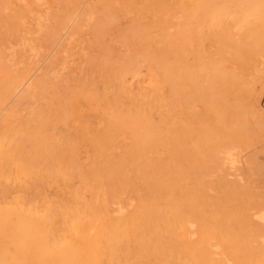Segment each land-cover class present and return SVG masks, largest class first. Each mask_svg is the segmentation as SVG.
Returning <instances> with one entry per match:
<instances>
[{"label": "rangeland", "instance_id": "obj_1", "mask_svg": "<svg viewBox=\"0 0 264 264\" xmlns=\"http://www.w3.org/2000/svg\"><path fill=\"white\" fill-rule=\"evenodd\" d=\"M244 1L0 0V264H19L21 248L23 264H264V3L247 11ZM112 142L119 147L106 150Z\"/></svg>", "mask_w": 264, "mask_h": 264}, {"label": "bare ground", "instance_id": "obj_2", "mask_svg": "<svg viewBox=\"0 0 264 264\" xmlns=\"http://www.w3.org/2000/svg\"><path fill=\"white\" fill-rule=\"evenodd\" d=\"M243 1H244V0H243ZM246 1L248 2V0H246ZM86 2H87V1H86ZM210 2H211V1H210ZM240 2H241V0H240ZM238 3H239V2H237V4H238ZM245 3H246V2L244 1V4H245ZM248 3H250V1H249ZM248 3H247V4H248ZM263 3H264V0H251V6L249 5L248 7H246V8H247V11H249V10H251V9H255L256 11H259L260 8L262 7ZM169 4H170V3H169ZM237 4H236V6H237ZM244 4H242V2H241L240 6L242 7ZM183 6H184V5H183ZM238 6H239V4H238ZM245 6H246V4H245ZM34 7H35V6H34ZM48 7H49V6H48ZM263 7H264V6H263ZM171 8H172V7H171ZM236 8H238V7H236ZM239 8H240V7H239ZM239 8H238V9H239ZM32 9H33V8H32ZM161 9H162V8H161ZM185 9H186V8H185ZM188 9H189V8H188ZM208 9H209V7H208ZM213 9H215V8H213ZM168 10H169V9H168ZM206 10H207V9H206ZM221 10H222V9H221ZM239 10H240V9H239ZM33 11H34V10H33ZM43 11H44V10H43ZM162 11H163V10H161V12H162ZM243 11H245V10H243ZM44 12H45V11H44ZM163 12H164V11H163ZM229 13H230V12H229ZM248 13H249V12H248ZM35 14H36V13H35ZM35 14H34V15H35ZM206 14H207V13H206ZM227 14H228V12H227ZM230 14H231V13H230ZM232 14H233V13H232ZM232 14H231V15H232ZM260 14H261V13H260ZM260 14H259V15H260ZM263 14H264V13H263ZM233 15H234V14H233ZM235 15H236V14H235ZM46 16H47V14H46ZM228 16H229V15H228ZM256 16H257V13H256ZM261 16H262V15H261ZM42 17H43V16H42ZM233 17H234V16H233ZM235 17H236V16H235ZM235 17H234V18H235ZM257 17H258V16H257ZM70 18H71V17H70ZM72 18H74V17H72ZM87 18H88V17H87ZM245 18H246V17H245ZM46 19H47V18H46ZM74 19H75V18H74ZM236 19L239 20L238 17H237ZM42 20H43V19H42ZM44 22H45V21H44ZM212 25H213V24H212ZM15 26H16V25H15ZM68 26H69V25H68ZM86 26H87V25H86ZM209 31H210V30H209ZM65 32H66V31H65ZM28 33H29V32H28ZM42 34H43V33H42ZM74 35H75V34H74ZM28 36H29V35H28ZM202 37H203V35H202ZM51 39H52V38H51ZM81 39H82V38H81ZM23 41H24V39H23ZM28 41H29V40H28ZM33 46H34V45H33ZM65 47H66V46H65ZM12 48H13V47H12ZM33 48H34V47H33ZM49 48H50V46H49ZM52 50H53V49H52ZM65 50H66V49H65ZM36 51H37V50H36ZM52 53H53V52H52ZM144 53H145V52H144ZM16 54H17V53H16ZM68 58H69V57H68ZM68 58H67V59H68ZM4 62H6V61H4ZM4 65H5V64H4ZM39 66H40V65H39ZM38 70H39V69H38ZM60 70H61V69H60ZM17 71H18V70H17ZM43 71H44V70H43ZM20 72H21V71H20ZM12 74H13V73H12ZM13 75H15V73H14ZM17 75H19V74L17 73ZM33 76H34V75H33ZM11 77H13V76H11ZM16 77H18V76H16ZM16 77H15V78H16ZM28 77H29V76H28ZM5 78H6V77H5ZM18 78H19V77H18ZM10 79H11V78H10ZM4 80H5V79H4ZM7 80H8V79H7ZM13 80H14V79H13ZM19 82H20V81H19ZM22 82H23V81H21L20 83H16L17 86H18V84H21ZM23 83H24V82H23ZM29 83H30V82H29ZM36 83H37V82H36ZM40 83H41V82H40ZM40 83H39V81H38V85H40ZM16 84H15V85H16ZM41 84H42V83H41ZM9 85L11 86V84H9ZM15 85H14V86H15ZM35 85H36V84H35ZM72 85H73V84H72ZM6 86H7V84H6ZM21 86H22V85H21ZM29 86H30V85H29ZM31 86H32V85H31ZM31 86L28 87V89L31 88ZM25 87H26V86H25ZM32 87H33V86H32ZM8 88H9V86H8ZM18 88H19V87H18ZM20 88H21V87H20ZM3 89H4V88H3ZM14 89H15V87H14ZM22 89H23V88H22ZM28 89H26V91H27ZM42 89H43V88H42ZM8 90H9V89H8ZM15 90H16V89H15ZM29 90H30V89H29ZM11 91H12V90H11ZM11 91H10V92H11ZM19 91H20V90H19ZM21 91H22V90H21ZM26 91H25V92H26ZM31 91H34V90H31ZM37 91H38V90H37ZM50 91H51V89H50ZM1 92H2V91H1ZM4 92H6V90H5ZM7 92H8V91H7ZM28 92H29V91H28ZM41 92H42V90H41ZM2 93H3V92H2ZM8 93H9V92H8ZM11 93H12V92H11ZM15 93H17V92H14V95H15ZM21 93H22V92H21ZM21 93H20V94H21ZM32 93H34V92H32ZM6 94H7V93H6ZM9 94H10V93H9ZM20 94H19L18 96L25 95V94H21V95H20ZM29 94H30V93H28V95H29ZM34 94H36V93H34ZM1 95H2V97H3V95H5V93H4V94H1ZM52 95H54V94H52ZM106 95H107V94H106ZM5 96H6V95H5ZM8 96H10V95H8ZM12 96H13V95H12ZM12 96H11V98H12ZM40 96H41V95H40ZM42 96H43V95H42ZM47 96H49V95H47ZM25 97H27V96H25ZM43 97H44V96H43ZM50 97H51V96H50ZM90 97H91V96H90ZM23 98H24V96H23ZM40 98H41V97H40ZM47 98H48V97H47ZM57 98H58V97H57ZM52 99H53V98H52ZM2 100H5V98H2ZM20 100H22V99H20ZM38 100L40 101L41 99L38 98L36 101H38ZM53 100H55V99H53ZM9 101H10V100H9ZM24 101H28V100L26 99V100H24ZM57 101L60 102L58 99H57ZM165 101H166V100H165ZM21 102H23V100H22ZM42 102H43V101H42ZM42 102H41V103H42ZM157 102H158V101H157ZM0 103H1V101H0ZM2 103H3V102H2ZM8 103H9V102H8ZM8 103H7V104H8ZM26 103H27V102H26ZM74 103H76V102H74ZM110 103H111V102H110ZM3 104L5 105L6 102L3 103ZM28 104H29V102H28ZM30 104H32V103H30ZM76 104H77V103H76ZM56 105H57V104H56ZM77 105H78V104H77ZM83 105H84V104H83ZM162 105H163V104H162ZM5 106H6V105H5ZM22 106H24V105H22ZM28 106H29V105H28ZM43 106H44V105H43ZM64 106H65V105H64ZM85 106H86V105H85ZM88 106H89V105H88ZM1 107H2V106H1ZM3 107H4V106H3ZM26 107H27V106H26ZM26 107H24L23 109L25 110ZM55 107H56V106H55ZM60 107H61V106H60ZM62 107H63V106H62ZM97 107H98V105H97ZM27 108H29V107H27ZM36 108H37V107H36ZM36 108H35V109H36ZM52 108H53V107H52ZM57 108H58V107H57ZM112 108H113V107H112ZM2 109H3V108H2ZM47 109H48V108H47ZM55 109H56V108H55ZM55 109H54V111H55ZM59 109L62 110L61 108H59ZM164 109H165V108H164ZM30 110H31V109H30ZM60 110H59V111H60ZM103 110H104V109H103ZM16 111H17V110H16ZM31 111H32V110H31ZM44 111H45V110H44ZM52 111H53V109H52ZM67 111H68V110H67ZM67 111H66V112H67ZM0 112H1V110H0ZM28 112H29V111H28ZM37 112H38V111H37ZM103 112H105V111H103ZM109 112H110V111H109ZM135 113H136V111H135ZM30 114H31V113H30ZM40 114H41V113H40ZM43 114H44V113H43ZM63 114H64V113H63ZM141 114H142V113H141ZM28 115H29V114H28ZM31 115H32V114H31ZM33 115H34V114H33ZM33 115H32V116H33ZM38 115H39V114H38ZM46 115H47V114H46ZM52 115H53V114H52ZM107 115H108V114H107ZM107 115H106V116H107ZM121 115H122V114H121ZM139 115H140V114H139ZM139 115H138V116H139ZM144 115H145V114H144ZM1 116H2V115H1ZM34 116H37V115H34ZM106 116H105V117H106ZM37 117H38V116H37ZM37 117H35L34 119H36ZM48 117H49V115H48ZM60 117H61V115H60ZM67 117H68V115H67ZM69 117H70V116H69ZM136 117H137V116H136ZM145 117H146V116H145ZM148 118H149V117H148ZM0 119H1V118H0ZM34 119L32 118V120H34ZM43 119H44V118H43ZM48 119H49V118H48ZM133 119H134V118H133ZM133 119H132V120H133ZM138 119L140 120V118H138ZM141 119H142V118H141ZM26 120H27V118H26ZM62 120H63V119H62ZM69 120H70V119H69ZM106 120H108V119H106ZM11 121H12V120H11ZM30 121H31V120H30ZM30 121H28V122H30ZM35 121H36V120H35ZM41 121H42V119L40 120V122H41ZM108 121H111V120H108ZM130 121H131V120H130ZM63 122H64V121H62V123H63ZM98 122H99V121H98ZM135 122H136V121H135ZM152 122H153V121H152ZM36 123H39V122H36ZM41 123H43V122H41ZM47 123H49V120H48ZM65 123H67V122H65ZM70 123H71V120H70ZM125 123H126V122H125ZM140 123H141V122H140ZM34 124H35V123H34ZM34 124H33V127H34ZM129 124L132 126V124H131L130 122H129ZM138 124H139V123H138ZM35 125H37V124H35ZM38 125L40 126L41 124L39 123ZM52 125H54L53 122H52ZM153 125H154V124H153ZM41 126H42V125H41ZM57 126H58V125H57ZM57 126H56V127H57ZM80 126H81V124H80ZM89 126H90V125H89ZM127 126H128V124H127ZM127 126L125 125V128H126ZM33 127H32V128H33ZM43 127H45V126L43 125ZM51 127H52V126H51ZM71 127H72V126H71ZM86 127H87V126H86ZM150 127H151V126H150ZM30 128H31V127H30ZM34 128H35V127H34ZM38 128H39V130L41 129V132H42V128H40V127H38ZM95 128H96V127H95ZM110 128H113V127L110 126ZM122 128H123V127H122ZM122 128H118V129L121 130ZM155 128H156V127H155ZM13 129H14V128H13ZM35 129H36V128H35ZM53 129H54V128H53ZM74 129H75V128H74ZM78 129H79V128H78ZM78 129H77V130H78ZM83 129H84V128H83ZM90 129H91V128H90ZM126 129H127V128H126ZM128 129H129V128H128ZM130 129H131V128H130ZM151 129H152V128H151ZM32 130H33V129H32ZM32 130H31V131H32ZM39 130H38V131H39ZM48 130H50V128H49ZM113 130H114V129H113ZM29 131H30V130H29ZM75 131H76V130H75ZM116 131H117V130H116ZM150 131H152V130H150ZM150 131H149L148 133H150ZM193 131H194V130H193ZM46 132H47V131H46ZM46 132H45V133H46ZM48 132H49V131H48ZM81 132H82V131H81ZM83 132H84V131H83ZM111 132H112V131H111ZM111 132H110V133H111ZM155 132H156V130H155ZM157 132H158V131H157ZM23 133H24V132H23ZM27 133H28V132H27ZM42 133H43V132H42ZM45 133H43V134H45ZM70 133H71V132H70ZM84 133H85V132H84ZM116 133H117V132H116ZM121 133H122V132H121ZM130 133H131V132H130ZM148 133H146V134H148ZM151 133H152V132H151ZM11 134H12V133H11ZM16 134H17V133H16ZM29 134H30V133H29ZM82 134H83V133H82ZM106 134H107V133H106ZM132 134H133V133H132ZM132 134H131V135H132ZM134 134H136V133H134ZM160 134H161V133H160ZM14 135H15V134H14ZM24 135H26V134H24ZM39 135H40V134H38V136H39ZM69 135H70V134H69ZM71 135H72V134H71ZM71 135H70V136H71ZM107 135H108V137H111L112 135H113V137L116 136V134H113V133H111V134H107ZM107 135H106V136H107ZM151 135H154V133L151 134ZM155 135H157V137L159 136L158 134H155ZM36 136H37V135H36ZM40 136H41V135H40ZM42 136H43V135H42ZM81 136H83V135H81ZM85 136H86V135H85ZM102 136H103V135H102ZM102 136H101V138H102ZM104 136H105V135H104ZM119 136H120V135H119ZM22 137H23V136H22ZM28 137H29V136H28ZM49 137H51V136H49ZM79 137H80V134H79ZM108 137H107V138H108ZM113 137H112V138H113ZM134 137H136V136H134ZM153 137H156V136H153ZM160 137H161V136H160ZM162 137H163V136H162ZM5 138H6V137H5ZM36 138H37V137H36ZM95 138H96V137H95ZM145 138H147V137H145ZM145 138H144V139H145ZM158 138H159V137H158ZM167 138H168V137H167ZM16 139H17V138H16ZM27 139H28V138H27ZM62 139H63V138H62ZM71 139H72V138H71ZM136 139H137V138H136ZM151 139H152V138H151ZM151 139H150V140H151ZM154 139H156V138H154ZM159 139H161V138H159ZM33 140H34V139H33ZM49 140H50V139H49ZM55 140H56V139H55ZM60 140H61V139H60ZM91 140H92V139H91ZM93 140H94V138H93ZM120 140H121V139H120ZM120 140H119V141H120ZM145 140H146V139H145ZM157 140H158V139H157ZM38 141H40V140H38ZM87 141H88V140H87ZM94 141H96V140H94ZM101 141H102V140H100V143H101ZM103 141H104V140H103ZM113 141H114V140H113ZM121 141H122V140H121ZM151 141H152V140H151ZM154 141H155V140H154ZM48 142H49V141H48ZM51 142H52V140H51ZM62 142H63V140H62ZM73 142H74V141H73ZM129 142H130V141H129ZM146 142H147V141H146ZM149 142H150V141H149ZM156 142H157V141H156ZM161 142H162V140H161ZM24 143H25V142H24ZM34 143H35V142H34ZM36 143H37V140H36ZM45 143H47V142H46V137H45ZM58 143H59V142H58ZM83 143H84V142H83ZM85 143H86V142H85ZM118 143H119V142H118ZM118 143H116V142H112V143L108 144L107 146H105V147H106L105 149H106V150H110V149L115 150L116 148L119 147ZM140 143H142V142H140ZM144 143H145V142H144ZM154 143H155V142H154ZM8 144H9V143H8ZM37 144H38V143H37ZM41 144H42V143H41ZM41 144H40V149H41V147L43 146V145L41 146ZM53 144H55V143H53ZM87 144H88V143H87ZM120 144H121V143H120ZM124 144H125V143H124ZM181 144H182V143H181ZM18 145H19V144H18ZM32 145H33V144H32ZM57 145H58V144H57ZM70 145H71V144H70ZM89 145H90V144H89ZM104 145H105V144H104ZM122 145H123V144H122ZM122 145H121V146H122ZM149 145H151V144H149ZM149 145L147 144L146 147L148 148ZM33 146H34V145H33ZM35 146H37V145L35 144ZM46 146H47V144H46ZM75 146H76V144H75L74 147H73L74 149H76ZM123 146H124V145H123ZM50 147H51V146H50ZM56 147H58V146H56ZM56 147H55V148H56ZM71 147H72V145H71ZM82 147H83V145H82ZM91 147H92V146H91ZM125 147H126V146H125ZM146 147H145V148H146ZM16 148H17V146H16ZM33 148H34V147H33ZM36 148H37V147H36ZM43 148H44V147H43ZM43 148H42V149H43ZM101 148H102V147H101ZM147 148H146V149H147ZM153 148H154V146H153ZM155 148H156V146H155ZM155 148H154L153 150H156ZM11 149H12V148H11ZM34 149H35V148H34ZM132 149H133V147H132ZM135 149H136V148H135ZM146 149H145V151H146ZM149 149H150V148H149ZM149 149H148V150H149ZM151 149H152V148H151ZM151 149H150V150H151ZM158 149H159V148H158ZM44 150H45V149H44ZM47 150H49V149H48V146H47ZM51 150H53V149H50V150H49V153H50ZM70 150H71V149H70ZM82 150H83V149H82ZM87 150H88V149H87ZM87 150H85V151H83V152H81V153H80V152L77 153V151H76V153H75L76 159H77L78 161H79V160H82V159H87V158H88V154H89V152H88ZM97 150H98V149H97ZM100 150H102V149H100ZM123 150H124V148H123ZM148 150H147V151H148ZM3 151H4V150H3ZM9 151H10V150H9ZM56 151H57V150H56ZM61 151H62V148H61ZM61 151H60V152H61ZM66 151H67V150H66ZM89 151H90V150H89ZM38 152H39V151H38ZM46 152H47V151H46ZM52 152H54V151H52ZM63 152H64V151H62V154H60L61 156H65V154H64ZM70 152H71V151H70ZM92 152L97 153L96 151H92ZM112 152H113V151H112ZM112 152H111V153H112ZM114 152H115V151H114ZM116 152H117V151H116ZM116 152H115V153H116ZM121 152H122V148H121ZM125 152H126V150H125ZM18 153H19V152H18ZM39 153H41V152H39ZM104 153H105V152H104ZM119 153H120V152H119ZM133 153H134V152H133ZM143 153H144V151H143ZM69 154H70V153H69ZM100 154H101V153H100ZM13 155H14V154H13ZM37 155H39V154H37ZM42 155H43V154H42ZM44 155H45V154H44ZM52 155H54V157L56 156L55 153L52 154ZM57 155H58V154H57ZM71 155H72V152H71ZM73 155H74V154H73ZM120 155H121V154H120ZM139 155H141V154H139ZM34 156H35V155H34ZM61 156H60V157L58 156V157L61 158ZM69 156H70V155H69ZM93 156H94V155H93ZM116 156H117V155H115V157H116ZM130 156H131V155H130ZM134 156H135V155H134ZM37 157H38V156H37ZM50 157H52V156H50ZM54 157H53V158H54ZM66 157H67V156H66ZM105 157H106V156H105ZM107 157H108V156H107ZM135 157H136V156H135ZM135 157H134V158H135ZM119 158H121V157H119ZM127 158H128V157H127ZM137 158H139V156H138ZM17 159H18V158H17ZM38 159H39V158H37V160H38ZM64 159H65V158H64ZM106 159H107V158H106ZM116 159H117V158H116ZM125 159H126V158H125ZM128 159H129V158H128ZM42 160H43V159H42ZM47 160H48V157H47ZM65 160H66V159H65ZM91 160H94V159L91 158ZM113 160H114V159L112 158V161H113ZM131 160H132V159H131ZM135 160H136V159H135ZM54 161H55V158H54ZM66 161H67V160H66ZM70 161H71V160H70ZM101 161H102V160H101ZM114 161H115V160H114ZM125 161H126V160H125ZM128 161L130 162V159H129ZM128 161H127V162H128ZM38 162H39V161H38ZM42 162H43V161H42ZM42 162H41V163H42ZM47 162H48V161H47ZM56 162H57V160H56ZM56 162H55V163H56ZM62 162H64V161H62ZM62 162H61V163H62ZM132 162H134V161H132ZM150 162H151V161H150ZM159 162H160V161H159ZM159 162H158V163H159ZM8 163H9V162H8ZM33 163H34V162H33ZM35 163H36V162H35ZM35 163H34L32 166H34ZM41 163H40V164H41ZM49 163L51 164V162H48V165H49ZM55 163H54V165L57 166L58 164H55ZM61 163H59V164H61ZM65 163H66V162H65ZM87 163H88V162H87ZM97 163H99V162H97ZM2 164H3V163H2ZM44 164H45V163H44ZM44 164H43V165H44ZM46 164H47V163H46ZM66 164H67V163H66ZM69 164H70V163H69ZM88 164H89V163H88ZM102 164H103V165H106V164H104L103 162L101 163V165H102ZM108 164H109V161H108ZM110 164H113V163L110 161ZM110 164H109V165H110ZM156 164H157V162H156ZM19 165H20V164H19ZM29 165H30V164H28V166H29ZM52 165H53V164H52ZM52 165H51V166H52ZM70 165H71V164H70ZM74 165H77V164L75 163ZM90 165H92V164H90ZM101 165H100V166H101ZM109 165H108V166H109ZM121 165H123V163H122ZM132 165H133V164H132ZM146 165H147V164H146ZM160 165H161V164H160ZM180 165H181V164H180ZM199 165H200V164H199ZM199 165H198V166H199ZM28 166H27V168H28ZM61 166H62V165H61ZM61 166H60V167H61ZM66 166H67V165H66ZM123 166H124V165H123ZM49 167H50V166H49ZM62 167H63V166H62ZM85 167H86V166H85ZM97 167H98V166H97ZM97 167H96V169H97ZM111 167H114V166L112 165ZM117 167H120V164H119V166L117 165ZM117 167H116V168H117ZM141 167H142V166H141ZM199 167H200V166H199ZM24 168H26V166H24ZM50 168H51V167H50ZM52 168H53V170H52V169H51V170H52V173H53L55 170H54V167H52ZM78 168H79V167H78ZM80 168H81V167H80ZM98 168H99V167H98ZM116 168H114L115 171H116ZM121 168H122V167H121ZM123 168H124V167H123ZM127 168H128V167H127ZM159 168H161V167H159ZM164 168H165V167H164ZM33 169H34V168H33ZM36 169H37V168H36ZM38 169H39V168H38ZM44 169H45V168H44ZM44 169H43V170H44ZM69 169H70V168H69ZM85 169H86V168H85ZM90 169H91V168H90ZM108 169H109V168H108ZM128 169H129V168H128ZM128 169H127V170H128ZM143 169H145V168H143ZM143 169H142V171H143ZM161 169H162V168H161ZM161 169H160V170H161ZM170 169H172V168H170ZM199 169H200V168H199ZM5 170H6V169H5ZM18 170H19V169H18ZM23 170H24V169H23ZM27 170H28V169H27ZM59 170H60V169H59ZM61 170H62V169H61ZM70 170H71V169H70ZM76 170H77V169H76ZM80 170H82V169H80ZM91 170H93L92 172H94V169H91ZM109 170H113V169H109ZM109 170H107V171H109ZM119 170H120V169H119ZM119 170H118V171H119ZM146 170H147V169H146ZM151 170H152V169H151ZM158 170H159V169H158ZM166 170H167V169H166ZM168 170H169V169H168ZM178 170H179V169H178ZM178 170H177V171H178ZM182 170H183V169H182ZM13 171H14V170H13ZM29 171H30V170H28L27 172H29ZM39 171H40V169H39ZM39 171H38V172H39ZM46 171H47V170H46ZM49 171H50V170H49ZM56 171H58V170H56ZM66 171H67V170H66ZM68 171H69V170H68ZM72 171H73V170H72ZM87 171H88V170H87ZM115 171H112V172L115 173ZM118 171H117V172H118ZM148 171H149V170H148ZM161 171H162V170H161ZM202 171H203V170H202ZM21 172H22V171H21ZM30 172H31V171H30ZM38 172H37V173H38ZM41 172H42V171H41ZM60 172H61V171H60ZM77 172H78V171H77ZM90 172H91V171L89 170V172H87V173H90ZM101 172H102V171H101ZM117 172H116V177L120 174V173H118V175H117ZM132 172H133V171H132ZM132 172H131V173H132ZM156 172H157V171H156ZM158 172H159V171H158ZM158 172H157V173H158ZM174 172H176V171H174ZM12 173H13V172H12ZM42 173H43V172H42ZM48 173H51V171L48 172ZM52 173H51V174H52ZM58 173H59V171H58ZM61 173H62V175H63V172H61ZM65 173L67 174V172H65ZM85 173H86V172H85ZM87 173H86V174H87ZM102 173H103V172H102ZM105 173H106V172H105ZM109 173H110V172H109ZM114 173H112V174H114ZM131 173H130V174H131ZM138 173H139V172H138ZM143 173H144V171H143ZM29 174H31V173H29ZM29 174H28V175H29ZM70 174H71V172H69L68 175H70ZM72 174H73V173H72ZM94 174H96V173H94ZM94 174L90 173L89 175H90V176H91V175L93 176ZM103 174H104V173H103ZM110 174H111V173H110ZM130 174H128V175H130ZM163 174H164V173H163ZM179 174H180V173H179ZM37 175H39V174H37ZM45 175H46V174H45ZM55 175H56V174H54V176H55ZM73 175H74V174H73ZM77 175H78V174H77ZM83 175H84V174H83ZM89 175H88V176H89ZM104 175H105V174H104ZM148 175H149V174H148ZM180 175H183V176H184V174H180ZM186 175H187V173H186ZM186 175H185V176H186ZM86 176H87V175H86ZM97 176H99V173H98ZM113 176H115V175H113ZM113 176H112V178H113ZM135 176H138V175H135ZM141 176H142V175H141ZM159 176H160V175H159ZM176 176H177V175H176ZM178 176H179V175H178ZM42 177H44V176H42ZM65 177H66V176H65ZM72 177H73V176H72ZM129 177H130V176H129ZM157 177H158V176H157ZM179 177H180V176H179ZM81 178H83V177L81 176ZM86 178H87V177H86ZM112 178H110V181H111ZM124 178H125V177H124ZM127 178H128V177H127ZM134 178H135V177H134ZM134 178H133V179H134ZM142 178H143V177H142ZM146 178H147V177H145V179H146ZM155 178H156V174H155ZM155 178H154V179H155ZM12 179H13V178H12ZM115 179H116V178H115ZM147 179H148V178H147ZM171 179H172V178H171ZM134 180H137V179H134ZM140 180H141V178H140ZM149 180H150V179H149ZM151 180H152V179H151ZM164 180H165V179H164ZM10 181H11V180H10ZM114 181H115V180H114ZM119 181H120V180H119ZM138 181H139V180H138ZM169 181H170V179H169ZM103 182H104V181H103ZM125 182H126V181H125ZM131 182H132V181H131ZM149 182H150V181H149ZM196 182H197V181H196ZM109 183H110V182H109ZM113 183H114V182H113ZM116 183H117V181H116ZM151 183H152V182H151ZM167 183H168V182H167ZM145 184H146V183H145ZM152 184H153V183H152ZM71 185H72V184H71ZM104 185H105V184H104ZM111 185H113V184H111ZM131 185H133V183H132ZM136 185H139V184L136 182ZM141 185H142V184H141ZM95 186H96V185H95ZM97 186H98V185H97ZM105 186H107V185H105ZM125 186H126V184H125ZM134 186H135V185H134ZM156 186H157V185H156ZM156 186H155V187H156ZM184 186H185V185H184ZM70 187H71V186H70ZM90 187H91V186H90ZM123 187H124V186H123ZM126 187H127V186H126ZM145 187H147V186H145ZM152 187H153V186H152ZM152 187H151V188H152ZM155 187H154V188H155ZM162 187H163V186H162ZM164 187H165V186H164ZM182 187H183V185H182ZM91 188H92V187H91ZM94 188H95V187H94ZM107 188H109V187L107 186ZM114 188H115V187H114ZM116 188H117V186H116ZM135 188H136V187H135ZM166 188H167V187H166ZM166 188H165V189H166ZM187 188H188V187H187ZM187 188H186V189H187ZM111 189H112V188H111ZM124 189H125V188H124ZM140 189H141V188H140ZM159 189H160V188H159ZM106 190H107V189H106ZM116 190H117V189H116ZM119 190H120V188H119ZM130 190L132 191V189H130ZM142 190H143V189H142ZM144 190H146V188H145ZM151 190H153V189H151ZM167 190H168V188H167ZM204 190H205V189H204ZM114 191H115V190H113L112 194L114 193ZM127 191H128V187H127ZM131 191H130V192H131ZM134 191H135V190H134ZM146 191H147V190H146ZM163 191H164V189H163ZM200 191H201V190H200ZM90 192H91V191H90ZM110 192H111V191H110ZM115 192H116V191H115ZM135 192H138V191H135ZM139 192H140V191H139ZM81 193H82V192H81ZM101 193H102V192H101ZM160 193H163V192L160 191ZM181 193H182V192H181ZM29 194H30V193H29ZM108 194H110V193H108ZM112 194H111V196H110V195H109V196L113 199V197H112L113 195H112ZM135 194H136V193H135ZM140 194H141V193H140ZM142 194H143V193H142ZM164 194H165V193H164ZM195 194H196V193H195ZM229 194H230V193H229ZM234 194H235V192H234ZM78 195H79V194H78ZM100 195H101V194H100ZM127 195H128V194H127ZM151 195H152V194H151ZM193 195H194V194H193ZM197 195H198V194H197ZM128 196H129V195H128ZM130 196H131V195H130ZM142 196H144V195H142ZM147 196H149V195H147ZM228 196H229V195H228ZM105 197H106V196H105ZM125 197H127V196H125ZM125 197H124V198H125ZM152 197H153V196H152ZM152 197H151V199H153ZM161 197H162V196H161ZM191 197H192V196H191ZM63 198H64V197H63ZM100 198H102V197L100 196ZM119 198H120V197H119ZM188 198H189V197H188ZM122 199H123V198H122ZM126 199H128V197H127ZM138 199H139V198H138ZM154 199H155V198H154ZM162 199H163V198H160V199L158 198V200H162ZM172 199H173V198H172ZM183 199H184V198H183ZM190 199H191V198H190ZM66 200H67V198H66ZM87 200H89V199H87ZM114 200H115V199H114ZM117 200H118V198H117ZM145 200H146V199H145ZM148 200L150 201V199H148ZM115 201H116V200H115ZM118 201H119V200H118ZM122 201H124V200H122ZM143 201H144V200H143ZM149 201H148L147 203L150 204L151 202H149ZM183 201H184V200H183ZM70 202H71V201H70ZM93 202H94V201H93ZM99 202H100V201H99ZM108 202H109V201H108ZM128 202H129V201H128ZM128 202H127V203H128ZM168 202H169V201H168ZM180 202H181V201H180ZM65 203H67V202H65ZM78 203H79V202H78ZM110 203H111V202H110ZM140 203H143V202H140ZM147 203H146V204H147ZM155 203H157V202L155 201ZM170 203H171V201H170ZM170 203H169V204H170ZM69 204H70V203H69ZM73 204H74V203H73ZM81 204H83V203L81 202ZM107 204H108V203H107ZM124 204H125V203H124ZM159 204H160V203H159ZM159 204H157V205H159ZM175 204H176V203H175ZM85 205H87V203H85ZM85 205H84L83 207H86ZM140 205H141V204H140ZM144 205H145V204H144ZM173 205H174V204H173ZM11 206H12V205H11ZM78 206H79V205H78ZM97 206H98V205H97ZM151 206H153V205H151ZM159 206H160V205H159ZM159 206H158V207H159ZM163 206H164V204L162 205V207H163ZM174 206H175V205H174ZM213 206H214V205H213ZM36 207H37V206H36ZM66 207H67V206H66ZM100 207H101V206H100ZM109 207H110V206H109ZM149 207H150V206H149ZM24 208H25V207H24ZM68 208H70V207L68 206ZM78 208H80V207H78ZM111 208H112V207H111ZM133 208H135V207H133ZM138 208H139V207H138ZM144 208H145V207H144ZM156 208H157V207H156ZM182 208H183V206H182ZM243 208H245V207H243ZM82 209H83V208H82ZM84 209H86V208H84ZM142 209H143V208H141V210H142ZM157 209H158V208H157ZM176 209H177V208H176ZM185 209H186V208H185ZM189 209H190V208H189ZM196 209H197V208H196ZM223 209H224V208H223ZM250 209H251V208H250ZM250 209H248V210H250ZM257 209H258V208H257ZM260 209H261V208H260ZM77 210H78V209H77ZM86 210H87V209H86ZM180 210H181V209H180ZM180 210H179V211H180ZM187 210H188V209H187ZM187 210H186V211H187ZM30 211L33 212V210H30ZM93 211H94V210H93ZM99 211H100V209H99ZM132 211H133V210H132ZM188 211H190V210H188ZM193 211H195V208L193 209ZM225 211H226V210H225ZM80 212H82V211H80ZM90 212H91V211H90ZM134 212H135V209H134ZM199 212H200V211H199ZM229 212H230V211H229ZM241 212H242V211H241ZM248 212H249V211H248ZM251 212H252V211H251ZM3 213H4V212H3ZM85 213H86V212H85ZM101 213H103V212H101ZM144 213H145V212H143V214H144ZM245 213H247V212H245ZM14 214H15V213H14ZM19 214H20V213H19ZM37 214H38V213H37ZM80 214H81V213H79V215H78V214H77V215L80 217ZM92 214H93V213H92ZM135 214H136V213H135ZM138 214H139V213H138ZM174 214H175V213H174ZM191 214H192V211H191ZM191 214H190V215H191ZM230 214H231V213H230ZM44 215H45V214H44ZM69 215H70V214H69ZM106 215H107V213H106ZM131 215H132V214H131ZM139 215H140V214H139ZM160 215H161V214H160ZM160 215H159V216H160ZM190 215H189V216H190ZM19 216H22V215H19ZM23 216H26V215L23 214ZM29 216H30V215H29ZM31 216H32V215H31ZM31 216H30V217H31ZM35 216H36V215H35ZM67 216H68V214H67ZM107 216H108V215H107ZM144 216H145V214H144ZM148 216H149V215H148ZM159 216H158V218H159ZM184 216H185V215H184ZM184 216H183V217H184ZM191 216H192V215H191ZM220 216H221V215H220ZM225 216H226V215H225ZM91 217H93V215H91ZM112 217H113V216H112ZM130 217H131V216H130ZM152 217H153V216H152ZM172 217H174V216L172 215ZM176 217H177V216H176ZM223 217H224V216H223ZM21 218H22V217H21ZM28 218H29V217H28ZM32 218H34V220H35V217H32ZM47 218H48V217H47ZM47 218H46V219H47ZM81 218H83V217L81 216ZM100 218H101V217H100ZM120 218H121V217H120ZM123 218H124V217H123ZM128 218H129V216H128ZM128 218H127V219H128ZM160 218H161V217H160ZM174 218H175V217H174ZM195 218H196V217H195ZM195 218H194V220H196ZM198 218H199V217H198ZM203 218H204V217H203ZM203 218H202V219H203ZM236 218H238V216H237ZM245 218H246V217H245ZM245 218H244V219H245ZM22 219H24V217H23ZM49 219H50V218H49ZM49 219H48V220H49ZM52 219H53V218H52ZM138 219H139V218H138ZM156 219H157V218H156ZM156 219H155V220H156ZM178 219H179V218H178ZM178 219H177V221H176V218H175V223H177L178 221H180V220H178ZM185 219H188V217L185 218ZM185 219H184V220H185ZM218 219H219V218H218ZM232 219H233V218H232ZM234 219H235V218H234ZM261 219H262V222L264 223V216H262ZM261 219H260V220H261ZM34 220H33V221H34ZM38 220H39V219H37L36 221H38ZM92 220H93V219H92ZM107 220H109V218H108ZM107 220H106V221H107ZM111 220H112V219H111ZM118 220H119V219H118ZM121 220H122V219H121ZM121 220H120V221H121ZM125 220H126V219H125ZM125 220H124V221H125ZM182 220H183V219H182ZM182 220H181V221H182ZM184 220H183V221H184ZM191 220H192V219H191ZM198 220H199V219H198ZM198 220H197V221H198ZM208 220H209V219H208ZM219 220L222 221V218L219 219ZM219 220H218V221H219ZM230 220H231V219H230ZM236 220H237V219H236ZM236 220H235V221H236ZM238 220H239V219H238ZM31 221H32V219H31ZM31 221H30V222H31ZM43 221H44V220H43ZM49 221H50V220H49ZM120 221H119V222H115V223H120ZM122 221H123V220H122ZM122 221H121V222H122ZM136 221H138V220H136ZM185 221H186V220H185ZM185 221H184V222H185ZM257 221H258V220H257ZM25 222H26V221L21 222V223H22V224H25ZM89 222H90V221H89ZM113 222H114V220H113ZM125 222H126V221H125ZM141 222H142V220H141ZM141 222H140V223H141ZM147 222H148V220H147ZM151 222H152V221H151ZM157 222H158V221H157ZM233 222H234V221H233ZM258 222H259V221H258ZM31 223H33V222H31ZM31 223H30V224H31ZM34 223H35V222H34ZM38 223H39V222H38ZM45 223H46V222H45ZM76 223H78V222H76ZM91 223H93V222L91 221ZM91 223H90V225H91ZM105 223H106V222H105ZM107 223H108V222H107ZM111 223H112V222H111ZM111 223H110V225H111ZM123 223H124V222H123ZM179 223H180V222H179ZM179 223H178V224H179ZM197 223H198V222H197ZM242 223H243V222H242ZM26 224H27V223H26ZM36 224H37V223H36ZM36 224H35V226L37 227ZM46 224H47V223H46ZM98 224H99V223H98ZM126 224H127V223H126ZM135 224H136V223H135ZM167 224H168V223H167ZM180 224H181V223H180ZM204 224H206V223L204 222ZM204 224H202V225H204ZM213 224H214V223H213ZM217 224H218V222H217ZM217 224H216V225H217ZM236 224H237V223H236ZM245 224H247V223H245ZM20 225H21V224H20ZM39 225H40V224H39ZM39 225H38V226H39ZM124 225H125V223H124ZM142 225H144V224H142ZM174 225H175V224H174ZM174 225H173V226H174ZM176 225H177V224H176ZM202 225H201V226H202ZM224 225H225V224H224ZM254 225H255V224H254ZM17 226H18V225H17ZM21 226H22V225H21ZM24 226H25V225H24ZM26 226H27V225H26ZM67 226H69V224H68ZM105 226H106V224H105L103 227H105ZM125 226H126V225H125ZM205 226H206V225H205ZM217 226H218V225H217ZM252 226H253V225H252ZM259 226H260V225H259ZM33 227H34V226H33ZM40 227H41V226H39V228H40ZM45 227H47V226H45ZM72 227H73V226H72ZM76 227H79V225L76 226ZM76 227H75V228H76ZM87 227H89V226H87ZM92 227H93V226H92ZM94 227H95V226H94ZM107 227H108V226H107ZM113 227H114V226H113ZM120 227H121V226H120ZM123 227H124V226H123ZM160 227H161V226H160ZM178 227H180V225H179V226L177 225V228H178ZM218 227H219V226H218ZM20 228H21V227H20ZM25 228H26V227H25ZM25 228H24V229H25ZM28 228H29V227H28ZM31 228H32V227H31ZM31 228H30V229H31ZM97 228H98V227H97ZM97 228H96V229H97ZM101 228H102V227H101ZM105 228H106V227H105ZM109 228H110V226H109ZM115 228H116V227H115ZM125 228H126V227H125ZM134 228H135V227H134ZM145 228H147V227H145ZM162 228H163V227H162ZM180 228H183V224H182V227H180ZM196 228H197V227H196ZM205 228H207V227H205ZM219 228H220V227H219ZM259 228H260V227H259ZM261 228H262V227H261ZM41 229H42V227L40 228V230H41ZM45 229H46V228H45ZM45 229H44V230H45ZM80 229H81V228H80ZM86 229H87V228H86ZM119 229H120V228H119ZM119 229L117 228V231H118ZM148 229H149V227H148ZM172 229H173V228H172ZM175 229H176V226H175ZM203 229H204V228H203ZM211 229H212V228H211ZM215 229H216V228H215ZM221 229H223V228H221ZM229 229H230V228H229ZM252 229H253V228H252ZM263 229H264V228H263ZM34 230H35V229H34ZM37 230H38V229H37ZM40 230H38V231H40ZM49 230H50V229H49ZM65 230H66V229H65ZM75 230H77V229H75ZM124 230H125V229H124ZM124 230H121V231H124ZM173 230H174V229H173ZM184 230H185V232H186V229H185V228H184ZM206 230H207V229H206ZM212 230H213V229H212ZM232 230H233V229H232ZM22 231H23V230H22ZM22 231H21V232H22ZM24 231H25V230H24ZM35 231H36V230H35ZM70 231H71V229H70ZM77 231H78V230H77ZM109 231H110V230H109ZM113 231H115V230H113ZM121 231H120V232H121ZM136 231H137V230H136ZM147 231H148V230H147ZM161 231H162V230H161ZM178 231H179V229H178ZM178 231L175 230V232H178ZM180 231H181V230H180ZM191 231H192V230H191ZM204 231H205V230H204ZM215 231H216V233H218L217 230H215ZM19 232H20V231H19ZM26 232H27V231H26ZM42 232H43V231H42ZM51 232H52V230H51ZM71 232H72V231H71ZM81 232L83 233L84 231H81ZM86 232H87V230H86ZM96 232H97V230H96ZM99 232H100V231H99ZM110 232H111V231H110ZM134 232H135V231H134ZM153 232H154V231H153ZM170 232H171V231H170ZM185 232H183V233H185ZM196 232H197V231H196ZM202 232H203V231H202ZM208 232H209V231H208ZM263 232H264V231H263ZM11 233H12V232H11ZM30 233H32V232H30ZM30 233H29V235L31 236ZM33 233H35V232H33ZM45 233H46V232H45ZM65 233H66V232H65ZM72 233H73V232H72ZM77 233H79V231H78ZM103 233H104V232H103ZM117 233H118V232H117ZM129 233H130V231H129ZM129 233H127L128 236H129ZM172 233H174V232L172 231ZM172 233H171V234H172ZM183 233H182V234H183ZM209 233H210V232H209ZM211 233H212V231H211ZM21 234H22V233H21ZM21 234H20V235H21ZM23 234L25 235V232H24ZM23 234H22L21 236H23ZM27 234H28V232H27ZM38 234H39V233H38ZM41 234H42V233H41ZM41 234H40V235H41ZM62 234H64V233H62ZM66 234H67V233H66ZM73 234H74V233H73ZM87 234H88V232H87ZM94 234H95V233H94ZM100 234H101V233H99V235H100ZM114 234H115V232H114ZM121 234H122V233H121ZM125 234H126V233H125ZM135 234H136V233H135ZM147 234H148V233H147ZM169 234H170V233H169ZM204 234H207V233H204ZM214 234H215V233H214ZM243 234H244V233H243ZM255 234H256V233H255ZM10 235H11V234H10ZM14 235H15V234H14ZM67 235H68V234H67ZM77 235H81V234H77ZM85 235H86V234H85ZM85 235L83 234V239H81V237H80V239H81L82 241H83V240L85 241V238H84ZM91 235H92V234H91ZM99 235H98V236H99ZM132 235H133V234H132ZM136 235H137V234H136ZM136 235H135V236H136ZM150 235H151V234H150ZM155 235H157V234H155ZM158 235H162V234L158 233ZM172 235H173V234H172ZM176 235H178V233H177ZM180 235H181V234H180ZM202 235H203V234H202ZM236 235H237V233H236ZM38 236H39V235H38ZM63 236H64V235H63ZM69 236H70V235H69ZM100 236H101V238H102L103 234L100 235ZM106 236H107V235H106ZM135 236H134V237H135ZM168 236H169V235H168ZM174 236H175V235H174ZM178 236H179V235H178ZM183 236H184V235H183ZM207 236H208V235H207ZM215 236H216V235H215ZM35 237H36V236H35ZM73 237H74V236H73ZM91 237H92V236H91ZM104 237H105V236H104ZM112 237H113V236H112ZM120 237H121V235H120ZM130 237H131V236H130ZM136 237H137V236H136ZM152 237H153V236H152ZM158 237H160V236H158ZM162 237H163V236H162ZM172 237H173V236H172ZM172 237H171V238H172ZM233 237H234V236H233ZM244 237H245V236H244ZM18 238H20V237L18 236ZM21 238H22V237H21ZM24 238H25V236H24ZM24 238H22V239H24ZM28 238H29V237H28ZM30 238H32V237H30ZM33 238H34V236H33ZM38 238H39V237H36L35 240H37ZM40 238H41V237H40ZM44 238H45V237H44ZM50 238H51V236H50ZM75 238H76V237H75ZM75 238H74V239H75ZM86 238H88V237H86ZM101 238H100V239H101ZM109 238H110V237H109ZM109 238H108V239H109ZM127 238H128V237H127ZM139 238H140V236H139ZM155 238H156V237H155ZM171 238H169V239H171ZM181 238H182V237H181ZM186 238H187V237H186ZM197 238L199 239V237H197ZM6 239H7V238H6ZM12 239H13V238H12ZM12 239H11V240H12ZM41 239H42V238H41ZM71 239H72V238H71ZM95 239H96V238H95ZM97 239H99V238H97ZM97 239H96V240H97ZM129 239H130V238H129ZM140 239H141V238H140ZM161 239H162V238H161ZM172 239H173V238H172ZM184 239H185V238H184ZM200 239H201V238H200ZM216 239H219V238H216ZM221 239H222V238H221ZM221 239H220L219 241H221ZM240 239H241V238H240ZM244 239H246V238H244ZM255 239H256V238H255ZM259 239H260V238H259ZM8 240H9V239H8ZM14 240L16 241V239H14ZM14 240H13V241H14ZM24 240H25V239H24ZM39 240H40V239H39ZM39 240H38V241H39ZM46 240H47V239H46ZM51 240H53V239L51 238ZM106 240H107V239H106ZM130 240H131V239H130ZM137 240H138V238H137ZM146 240H148V239H146ZM177 240H178V239H177ZM181 240H182V239H181ZM181 240H180V241H181ZM204 240H205V238H204ZM206 240H207V239H206ZM26 241H27V238H26ZM32 241H33V240H32ZM32 241H31V242H32ZM44 241H45V240H44ZM66 241H67V240H66ZM66 241L64 240L65 243H66ZM76 241H78V238H76L73 242L76 243ZM109 241H111V240H109ZM140 241H141V240H140ZM170 241H171V240H170ZM172 241L174 242V240H172ZM187 241H188V239H187ZM199 241H200V240H199ZM227 241H228V240H227ZM227 241H226V242H227ZM6 242H7V241H6ZM23 242H25V241H23ZM31 242H30V244H31ZM45 242H46V241H45ZM45 242H44V243H45ZM51 242H52V241H51ZM64 242H63V243H64ZM67 242H68V241H67ZM79 242H80V240L78 241V243H79ZM87 242H88V241H87ZM90 242H92L91 239H90ZM90 242H89V243H90ZM100 242H101V241H100ZM102 242H103V240H102ZM130 242H132V240H131ZM133 242H134V241H133ZM164 242H165V241H164ZM213 242H215V241H213ZM244 242H245V241H244ZM21 243H22V241H21ZM25 243H26V242H25ZM32 243H33V242H32ZM37 243H38V242H37ZM37 243H36V245H37ZM70 243H71V242H70ZM113 243H115V242H113ZM122 243H123V242H122ZM138 243H140V242L138 241ZM144 243H145V242H144ZM155 243H157V242L155 241L154 244H155ZM220 243H221V242H220ZM229 243H230V242H229ZM38 244H39V243H38ZM40 244L43 245L42 243H40ZM72 244H73V243H72ZM94 244H95V243H94ZM94 244H93V246H94ZM104 244H105V243H104ZM111 244H112V243H111ZM133 244H134V243H133ZM147 244H148V243H147ZM160 244H162V243H160ZM169 244H170V243H169ZM171 244H172V243H171ZM184 244H185V243H184ZM184 244H183V245H184ZM198 244H200V242H199ZM255 244H256V243H255ZM17 245H18V244H17ZM28 245H29V243H28ZM44 245H45V244H44ZM66 245H67V244H66ZM75 245H77V244H75ZM75 245H74V246H75ZM102 245H103V244H102ZM138 245H139V244H138ZM156 245H157V244H156ZM183 245H182V246H183ZM202 245H203V244H202ZM227 245H228V244H227ZM231 245H232V244H231ZM233 245H235V244H233ZM242 245H243V244H242ZM250 245H251V244H250ZM250 245H248V246H250ZM30 246H31V247H30ZM30 246H29V247L27 246V247H28L29 249H31V248H32V245H30ZM34 246H35V245H34ZM45 246H46V245H45ZM48 246H49V245H48ZM48 246H47V247H48ZM63 246H64V245H63ZM83 246H84V244H83ZM96 246H97V245H96ZM96 246H95V247H96ZM105 246H106V245H105ZM126 246H127V245H126ZM172 246H174V245H172ZM47 247H45V248H47ZM49 247H50V246H49ZM157 247H158V246H157ZM178 247H180V246H178ZM178 247H175V248H178ZM183 247H184V246H183ZM191 247H192V246H191ZM194 247H196V245H195ZM199 247H200V246H199ZM201 247H202V246H201ZM204 247H205V246H204ZM209 247H210V246H209ZM228 247H229V246H228ZM230 247H231V246H230ZM230 247H229V248H230ZM236 247H237V246H236ZM243 247H244V246H243ZM257 247H258V246H257ZM25 248H26V246H25ZM35 248H36V247H35ZM40 248H41V247H40ZM78 248H79V247H78ZM78 248H77V250L74 248V249H75V253H78V252H79V251H78ZM102 248H104V247H102ZM123 248H124V247H123ZM125 248H126V247H125ZM132 248H134V247H132ZM149 248H150V245H149ZM149 248H148V250H149ZM170 248H171V246H170ZM172 248H174V247H172ZM175 248H174V249H175ZM196 248H197V247H196ZM196 248H195V249H196ZM249 248H250V247H249ZM262 248H263V247H262ZM10 249H11V248H10ZM33 249H34V248H33ZM52 249H53V248H52ZM66 249H67V248H66ZM66 249H65L66 252H68V251L71 250L70 248H68V250H66ZM69 249H70V250H69ZM86 249H88V248H86ZM100 249H101V247H100ZM104 249H105V248H104ZM145 249H146V247H145ZM181 249L185 250L184 248H181ZM186 249H188V248H186ZM210 249H211V247H210ZM233 249H234V247H233ZM242 249H243V248H242ZM247 249H248V248H247ZM263 249H264V248H263ZM11 250H12V249H11ZM15 250H16V249H15ZM38 250H39V248H38L36 251H38ZM49 250H50V249H49ZM97 250H99V247H98ZM123 250H124V249H123ZM131 250H132V249H130V251H131ZM135 250H136V249H135ZM193 250H194V249H193ZM193 250H192V251H193ZM196 250H197V249H196ZM250 250H251V249H250ZM254 250H255V249H254ZM256 250H257V249H256ZM256 250H255V251H256ZM258 250H259V249H258ZM16 251H17V250H16ZM27 251H28V249H27ZM45 251H46V250H45ZM59 251H60V250H59ZM71 251H72V250H71ZM76 251H77V252H76ZM83 251H84V249H83ZM92 251H93V250H92ZM99 251H100V250H99ZM108 251H109V249L106 250V252H108ZM176 251H177V250H176ZM231 251H232V250H231ZM238 251H239V250H238ZM241 251H242V250H241ZM255 251H254V252H255ZM1 252H2V251H1ZM41 252H43V251H41ZM54 252H55V251H54ZM63 252H64V250H63ZM94 252H95V250H94ZM125 252H126V251H125ZM158 252H159V251H158ZM186 252H187V251H186ZM229 252H230V251H229ZM245 252H246V250H245ZM245 252H244V253H245ZM251 252H252V250H251ZM256 252H257V251H256ZM32 253H33V252H32ZM57 253H58V252H57ZM83 253H84V252H83ZM83 253H82V255H83ZM135 253H136V252H135ZM192 253H193V252H192ZM192 253H191V254H192ZM198 253L200 254V252H198ZM208 253H209V252H208ZM217 253H218V252H217ZM244 253H243V254H244ZM248 253H249V252H248ZM14 254H15V251H14ZM28 254H31L30 251L28 252ZM45 254H46V253H45ZM63 254H64V253H63ZM68 254H69V252H68ZM95 254H96V253H95ZM103 254H104V252H103ZM103 254H101V255L103 256ZM188 254H189V253H188ZM199 254H198V255H199ZM245 254H246V253H245ZM15 255H16V256H15V258H16L15 260L17 261V263L19 262V264H20V262H21V263L23 262V260H24L23 258H26V256H24V251H23L22 248H21V249H18V251L16 252ZM32 255H33V254H32ZM35 255H36V254H35ZM47 255H49V254L47 253ZM108 255H109V254H108ZM115 255H117L116 252H115ZM118 255H119V253H118ZM132 255H133V254H132ZM139 255H140V254H139ZM189 255H190V254H189ZM258 255H259V254H258ZM27 256H28V255H27ZM30 256H31V255H30ZM30 256H29V257H30ZM42 256H43V254H42ZM49 256H50V255H49ZM52 256L54 257V256H56V255H52ZM52 256H51V257H52ZM70 256H73V254L70 255ZM70 256H69V257H70ZM74 256H76V255L74 254ZM126 256H127V255H126ZM143 256H144V254L142 253V257H143ZM199 256H200V255H199ZM260 256H261V255H260ZM12 257H13V256H12ZM29 257H28V259H29ZM32 257H33V256H31V258H32ZM36 257H37V256H36ZM79 257H80V256H79ZM100 257H101V256H100ZM129 257H130V256H129ZM142 257H141V258H142ZM191 257H192V256H191ZM204 257H205V256H204ZM239 257H240V256H239ZM31 258H30V259H31ZM60 258H61V257H60ZM87 258H88V257H87ZM117 258H118V257H117ZM124 258H125V256H124ZM182 258H184V257H182ZM188 258H189V257H188ZM192 258H193V257H192ZM213 258H214V257H213ZM251 258H252V257H251ZM254 258H255V257H254ZM39 259H40V258H39ZM66 259H67V258H66ZM74 259H75V257H74ZM74 259L72 260V262L74 261ZM95 259H98V257L95 258ZM95 259H94V260H95ZM102 259L104 260L103 257H102ZM112 259H113V258H112ZM193 259H195V258H193ZM207 259H208V258H207ZM215 259H217V258H215ZM11 260H12V259H11ZM59 260H61V259H59ZM59 260H58V261H59ZM67 260H68V259H67ZM67 260H66V261H67ZM88 260H90V259H88ZM136 260H138V259H136ZM195 260H196V259H195ZM197 260L200 262V259H199L198 257H197ZM203 260H204V259H203ZM242 260H244V259H242ZM28 261H29V260H28ZM28 261H27V264H28V263L31 264L30 261H29V262H28ZM54 261H55V259H54ZM58 261H57V262H58ZM61 261H63V260H61ZM61 261H60V262H61ZM66 261H65L63 264H66V263L68 264V262H66ZM69 261H71V260H69ZM85 261L87 262L86 258H85ZM91 261L93 262V260H91ZM91 261H90V262H91ZM138 261H139V260H138ZM138 261H136V262H138ZM201 261H202V259H201ZM204 261H205V260H204ZM207 261H208V260H207ZM207 261H206V262H207ZM219 261H220V260H219ZM235 261H236V260H235ZM252 261H253V260H252ZM8 262H9V261H8ZM34 262H35V261H34ZM34 262H33V263H34ZM57 262H56V264H57ZM60 262H59V263H60ZM76 262H77V260L75 261V263H76ZM95 262H96V261H94V263H95ZM100 262H102V261H100ZM143 262H144V261H143ZM188 262H189V260H188ZM188 262H186V263H188ZM194 262H195V261H194ZM194 262H193V263H194ZM196 262H197V261H196ZM223 262H224V261H223ZM223 262H222V263H223ZM23 263H24V262H23ZM23 263H22V264H23ZM25 263H26V261H25ZM37 263H40V262H37ZM37 263H35V264H37ZM41 263H42V262H41ZM69 263H70V262H69ZM80 263H81V261H80ZM83 263H84V262H83ZM88 263H89V262H88ZM97 263H98V262H97ZM220 263H221V261H220ZM222 263H221V264H222ZM236 263H237V262H236ZM247 263H248V262H247ZM249 263H250V262H249ZM259 263H260V262H259ZM8 264H10V263H8ZM11 264H12V263H11ZM14 264H16V262H14ZM46 264H47V263H46ZM51 264H52V263H51ZM53 264H55V263H53ZM61 264H62V263H61ZM70 264H71V263H70ZM76 264H77V263H76ZM85 264H86V263H85ZM95 264H96V263H95ZM98 264H99V263H98ZM100 264H101V263H100ZM103 264H105V263H103ZM107 264H108V263H107ZM120 264H121V263H120ZM123 264H124V263H123ZM152 264H153V263H152ZM200 264H201V263H200ZM223 264H224V263H223Z\"/></svg>", "mask_w": 264, "mask_h": 264}]
</instances>
